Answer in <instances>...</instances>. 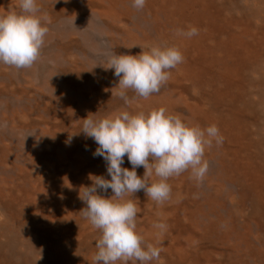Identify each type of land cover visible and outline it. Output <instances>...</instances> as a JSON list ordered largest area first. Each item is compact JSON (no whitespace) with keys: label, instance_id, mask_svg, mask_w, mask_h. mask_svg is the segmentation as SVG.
<instances>
[{"label":"rangeland","instance_id":"374dc122","mask_svg":"<svg viewBox=\"0 0 264 264\" xmlns=\"http://www.w3.org/2000/svg\"><path fill=\"white\" fill-rule=\"evenodd\" d=\"M232 1L235 4H242L244 0ZM258 1L261 2L262 0ZM206 8L205 3L203 6H199L197 1L191 0L188 2L186 9H184V14L190 15L189 19L193 26H198V35H196L195 38H206L207 34L215 36L213 38L214 40H212V49L200 55L199 58L202 62V69L205 71L212 70L217 62H224L227 69L223 78L226 76L228 77L226 87L224 88L226 92L223 91L214 98V100L218 101V106H212L210 103H207V100H202L201 97L204 96V94L196 95L192 87L183 86V83L177 80H168L157 94L159 95L165 92L166 89H170L171 91L183 89L177 96L175 94H170L169 98H167L168 95L166 92L167 96L163 99V101H165L164 103L171 100L173 103L170 101L168 103H171V106L175 104V106L173 108L168 106L169 109L167 110L164 104V109H166L169 114L180 116L182 121L190 127L199 126L203 129L211 125H216L220 134L224 137L222 146L227 143L226 134H234V137L230 135L232 139L231 143H233V146L236 144L238 148L237 139L235 138V130H237L236 125L238 127L242 125L244 121L251 123L252 126L248 127L251 128L245 130L240 136V138H242L240 140L244 145L238 148V154L243 161L250 159L247 158V156L250 154L254 155V152L251 151H256L254 143L256 141H262V147H258V151L261 154L257 152L255 155L256 161L259 160L261 163L250 165L254 169L253 171H256L257 168H261L258 167L259 164L264 165V121L263 117L260 119V112L264 113V108H261L258 104H254L251 108L254 109V112L249 108L248 112H250V114H248L244 108L240 107V102L238 101L240 95L243 96L242 92L240 93V88L242 86L235 87L234 85L242 80L250 79L251 77L248 74L242 75V73L233 76V73L235 71L242 72V67L249 66V64L254 66V64L260 62L261 60L252 59L250 56H258V53H261V51L264 52V48L260 47V39H257V37L252 38L249 32H247L251 29L249 24L235 23V20L226 22L221 19V15L215 4L210 5L208 9ZM196 11L202 13V16L197 14ZM242 13L236 11L235 16H240ZM90 17L93 19L91 24L83 23L82 25H69L64 23V21H59L60 24H57L61 27L69 26L79 30L81 28L82 30L89 31L94 37L96 36L97 39L99 38L96 47L90 51L92 54L88 64L93 65V67H90L88 64L86 66V69L88 72H91V74L89 77L87 76L85 80H80L75 83L71 74L70 78L64 77L62 71L59 73L58 70L54 69L56 77L55 83L52 86L56 88V92L51 96V101L47 98L46 101L42 102L41 106L39 104L37 105L40 110H45L46 108L51 109V114L54 113L55 110H58L59 113L66 114L67 121L65 123L60 121L56 122L57 118H52L55 119L54 121L50 120L51 114L48 115V109L44 116H40L38 113L27 115V109H25L28 105L26 97L21 98L17 95L0 94V135H2L0 136V200L4 201L5 205L0 206V222L7 224L8 221L1 220L5 218L4 211H9V208H11L10 215L13 216L15 220L13 221L14 228L10 227L7 230L0 231L2 233L0 240L6 237H9L11 240L10 244L7 243V246L4 245L3 249H0V264H29V261L34 260L33 254L36 252H31L30 249H26V247L21 244L26 242V240L27 243L30 242L34 247L39 246L37 251L38 254L35 255L34 258H36V261H44L42 260L43 258L47 260V262H42L43 264H93V258L97 252L95 242L99 239L100 232L94 229L79 213L86 207L79 199V190L82 192V187L92 185L93 182L91 178H89L90 176H103L105 179H110V177L107 175L106 162L103 158L93 156L98 145L91 138L86 137L83 132H80L82 126L81 120L86 118L89 114H96V117L100 118L119 110L129 111L130 109L134 110L137 108V112L131 114H137L139 112L147 114L152 110L150 106H148L147 109H142L144 106L137 103L142 98H136L135 93L132 91H129L127 94L131 101V103L127 105L122 99L115 96L114 93L111 96L110 92L111 98L108 99V102L111 100L113 104L112 111L110 107L105 105V98H102V101L97 100L98 98L96 97L98 95L94 94L98 92L96 89L92 91L93 94H90V89L87 91L89 95L82 98L80 97L81 102H86L88 106V108L80 107L82 110L76 107L77 103L75 97L77 94H74V91L70 92V94L66 95L64 98L58 96L61 88L73 89L82 86L87 88L88 85L85 83H91L90 86L94 85V87H98L101 81L109 86H111L110 84L117 83L118 78L113 75V71L104 69L107 68V56L113 51L118 55H137L135 52L138 54L140 53L136 48H128L129 50H127V46L121 44L117 45L115 48L112 47L108 41V38L111 36L109 35L108 37L107 33L103 34V32L101 33V31L97 30V28H95V23L98 22L97 24H99V20L94 17V15H90ZM146 18V22L142 19L138 20L141 29L150 28V23L148 21H150L151 18L149 19V16H146ZM47 19L51 20L50 18ZM131 21L135 22L136 19L131 17L127 23L130 24ZM203 24H205V26L200 27ZM88 25L92 26V28H89ZM204 27H207V29H203ZM50 30L54 32L52 29ZM262 31H264V27ZM152 35L155 36L154 32H152ZM64 43H66V41L61 42L58 45L59 48L62 47ZM50 44L52 45L51 48L53 46L55 48L57 47V45H54L55 42H50ZM90 45L87 44V46L85 45L84 47L90 49ZM48 46V43L45 42L42 49L46 48L47 50ZM127 52L129 54H127ZM131 52L133 53L131 54ZM46 62L49 69L55 67V64L52 63L53 61L47 60L45 64ZM35 65L37 67V62L30 68L16 69L15 67L0 64V78L6 79L4 78L6 76L14 81L12 84H21L23 83L24 75H27L26 72L30 71ZM95 69L98 70L97 73L94 72ZM102 70L104 74H102ZM254 79L255 78L252 77L250 81L257 83ZM0 83L2 82L0 81ZM33 84L39 85V80L36 81L35 78L28 85L32 87ZM227 90L230 91L231 96L228 95ZM251 90L253 89H250L251 98L256 101L257 98H255V93L251 94ZM154 95L156 94H153L149 98L157 99ZM212 95H215V93ZM197 96H200V98L198 99ZM261 96H264V94ZM135 103H137V106H135ZM192 104H194V107ZM251 104L253 103L250 102L249 106H252ZM159 108H163V104L155 109ZM25 116H28V118L22 120ZM254 118H256V120H254ZM55 122L56 125H59L57 128L59 130L56 135L57 142H44L42 140V143H39L35 137L36 129L44 127L50 130ZM23 126H25L26 130L23 129ZM70 137L71 139L69 142ZM213 144L211 148H206L205 150L204 155L207 156L206 160L209 165L208 172L203 181L198 183L196 189L193 191V197L190 195L191 191L188 187H182L184 192H175L173 195H177V197L172 201H168V209L161 210L159 215H155L154 213L164 204L157 205L148 198L143 191L131 197L139 208L136 221L137 232L143 237L145 244H153L162 249L160 259L158 261H153L152 264H233L230 260V256L234 252L236 253L234 249L239 248L238 246L234 245L230 239L223 242L224 239H222V237L218 238V241H213L211 240L213 235L204 236L197 229L202 222L222 221V223H226L229 219H234L232 223L235 225L244 221L250 225V229L253 231L251 240L254 242L256 251L258 250L259 254L257 256L254 251L248 252L247 250L241 252L248 255L249 264H259L261 261L262 264H264V236L256 241L255 235L258 233V235H260L261 232L254 229V221H259L262 226L258 229L262 230L264 234V202H262L263 205L258 203L252 206L250 201L247 200L249 203L245 205L251 211H249V214L244 212L245 216L243 214L241 215V210L239 209L242 207L236 204L239 195L242 193L248 197L255 195L250 190L246 192L243 191L236 183L231 184L227 179L224 180L222 178L221 181L218 179L220 178L219 168L222 165L220 160L224 159V157L221 154V150H218L219 147L216 146L215 143ZM53 145L58 146L57 150L62 151L61 154L58 153V157L56 156L57 153L55 148L51 149ZM22 149L26 150L22 151ZM211 151H213L212 155L209 154ZM49 152L50 155L48 154ZM52 152L56 154L52 155ZM24 153L32 154L31 158L34 161L33 165H36V161L39 163L40 160L42 161L41 165L38 167L32 165L25 167L27 164L25 165V163H23V158L21 157ZM17 154H19V158H16ZM124 159L125 162L122 167L131 170V165H128L127 157ZM68 160L72 161V163L69 166H65ZM137 175L142 177L140 172H137ZM233 176L235 175L233 174ZM151 178L158 179L155 176ZM261 179L264 182V179ZM183 180L182 184H185V181H191V173ZM217 186L219 187L218 191H216ZM26 187L30 188L31 197H26L25 201L21 200V198L19 202L16 198H20L22 194L21 191L23 192L22 197L26 194ZM172 189L174 188L171 186V191ZM260 190L261 189H258L257 191L259 192ZM97 194L109 198L112 192L110 189L107 190V192H100L97 190ZM38 199L39 202H37ZM52 199L56 200L55 205H52ZM209 199L213 200L209 201ZM7 200H9V202ZM217 203H219L218 206ZM39 204L41 205V209L38 208ZM14 205L17 207L15 208ZM213 205L215 207H213ZM192 210H194L195 213ZM230 214L232 218H230ZM24 215L33 218L31 221H24ZM248 221H251V223ZM156 222L166 223L168 229L159 237L157 242H152L149 240L152 234L151 228H153V224ZM222 223L220 224V228L226 231ZM241 227L242 225L234 226L238 232L241 231ZM11 232L18 236H9L12 234ZM22 234L25 238H23L24 236ZM36 234L41 237V240L40 238H36ZM18 239L21 243H17V241H19ZM42 242H45L44 248L46 250L43 248L40 249L42 246L39 244ZM47 243L48 245H46ZM240 248H243V244ZM56 257L61 261L60 263H57ZM129 264H131V262H129Z\"/></svg>","mask_w":264,"mask_h":264},{"label":"bare ground","instance_id":"6f19581e","mask_svg":"<svg viewBox=\"0 0 264 264\" xmlns=\"http://www.w3.org/2000/svg\"><path fill=\"white\" fill-rule=\"evenodd\" d=\"M38 1L39 0H37L38 6L41 9L40 16L42 19V23L44 24V26H46L49 29L45 37V42L48 43L49 46L47 50L46 48L41 49L40 56L38 60L36 61L37 67L35 65L30 71L26 72L27 75H24L23 83L14 85V83L12 84V82L14 81L11 80L9 77L5 76L4 78L6 79L0 78V81L3 83V84L0 83V94H4V95L11 94L13 96L17 95L18 97H21V98L26 97V100L28 103V105L25 108L27 109V115L38 113L40 116H44V114L47 113L48 108H46L45 110L43 109L40 110L37 105L39 104L41 106L42 102L46 101L47 98L51 101L52 100L51 96L54 95L56 92V88L52 86L55 83V77H56L54 69L58 70L59 73L60 71H62V75L64 77L70 78V74H71L73 76V80L75 83L80 80L82 81L85 80L87 76L89 77V75L91 74V72H88V70L86 69V66L90 62V59H91L92 53L90 51L96 47V45L98 44L99 38L97 39L96 36L94 37L89 31L82 30L81 28L79 30L77 28H73L69 26L61 27L58 25L60 24L59 21H64V23L69 24V25H74V24L82 25L83 23L91 24L92 23L91 21L93 19L90 17V15H94V17H96L99 20V24H97L98 22L96 21L97 23H95V28L101 31V33L103 32V34L107 33L108 37L109 35L111 36L110 38H108V41L114 48L120 44L123 46H127V50L131 48L133 49L136 48L140 52H141V49H146L147 46H152V45H164L167 47L178 48L184 57V61L183 63L179 64L175 69L171 70V76L169 80L170 81L177 80V81L182 82L183 86H188L190 88L192 87L193 92L196 95L204 94V96L201 97L202 100H207V103H210V105L218 106L217 105L218 101L214 100V98L221 92L223 91L226 92L224 88L226 87V81L228 77L226 76L225 78H223V75L227 69L224 62H217L212 70L205 71L202 69V66H201L202 62L200 61V58H199L200 55H203L206 53V51L212 49V40H214L213 38L215 36L207 34L206 38L199 37V39H197L195 38V36L192 38H186V37L177 35L178 29H183L187 31L191 27H195V28L198 27V26H193L191 24L190 19H189L190 15L184 14V9H186L188 2L191 0H147L145 7L140 10L132 6V0H40L39 2ZM193 1H197L199 3V6H203L205 3L207 7L206 9H208L210 5H214V4L217 5V9H218L219 14L221 15V19L225 20L226 22L235 20V23L249 24L251 29L250 31H247V32H249L252 38L257 37V39H260L259 41L260 47L264 48V31H262V28L264 27V0H262L261 2H259L258 0H252V1L244 0L242 4H235L232 0H193ZM13 10L19 12L18 0H0V15H6L12 12ZM236 11L238 13L239 12L242 13L243 11L244 12L240 14V16H235ZM196 13L202 16V13L198 11H196ZM146 16H149V19L151 18V20L148 21L150 23V26H149L150 28L141 29L139 27L138 20L142 19L144 22H146L147 21ZM131 17H134L136 21L135 22L131 21L130 24H128L127 22L129 21V18ZM47 18H50L51 20H48ZM203 26H205V24L201 25L200 27H203ZM88 27L92 28V26H89V25ZM50 29H52L54 32H51ZM203 29H207V27L206 28L204 27ZM152 32H154L155 36L152 35ZM63 41H66V43H64V45L59 48L58 45ZM50 42H55L54 45H57V47L55 48L53 46L51 48L52 45L50 44ZM87 44L89 45L91 44L89 46L90 49H88L87 47H84L85 45L87 46ZM132 53L133 52H131V54ZM135 53L138 55L137 52ZM127 54L129 53L127 52ZM257 55L258 56L256 57L254 56H250V57L252 59L261 60L260 62H257L256 64H254V66H252V64H249V66L242 67V72L235 71L233 73V76L240 74V73H242V75L248 74L251 78L252 77L255 78L254 80L257 82L255 83V82L250 81L251 79L250 78V79H245L244 81L242 80L239 83L234 85L235 87L242 86L240 88V93L242 92L243 96L240 95L238 102H240V107L244 108L248 114H250V112H248L249 108L252 112H254V109H251L254 106V104L255 105L258 104V106H260L261 108H264V96H261L262 94H264V52L261 51V53H258ZM47 60L53 61L52 63L55 64V67L53 69H49V67L47 66V62L45 64V61ZM89 66L93 67V65H89ZM58 68L61 70H59ZM97 71L98 70L95 69L94 72L97 73ZM101 72L102 74H104L103 70ZM35 78H36V81L39 80V85L33 84V86L30 87L28 84L32 82V80ZM96 82H93V83H96ZM85 84H87L88 87L90 88L88 87L84 88L82 84H81L82 87H76L73 89L61 88L60 89L61 91H59L58 96L60 98H64L66 95L70 94V92L74 91L75 92L74 94H77L75 97V101L77 103L76 107L77 109L82 110L80 109V107L88 108V106L86 102H81V98L89 95V93L87 92L88 90L91 89L89 92H91L90 94H93L92 91L96 89L98 92L94 94L98 95L96 97L98 98L97 100L102 101V98H105L104 100L105 105L110 107L111 111L113 110V104L111 103V100L108 102V99L111 98L110 92L115 93L116 89H114L113 87H115L117 83L110 84L111 86H109L103 83V81H101L99 82L98 87H94V85L90 86L91 83H85ZM250 89H253L251 90V94L255 93V98H257L256 101L252 100L253 98H251ZM182 90L171 91L170 89H166L165 92H162L159 95L158 94L154 95L157 99H154V98L141 99L137 103L141 104V106H144L142 107V109H147L148 106H150L152 110H154L155 108H158L160 105L163 104V108L166 105V108L168 110L169 107L171 106V103L173 102L169 100L171 103H168L169 101L167 103H164L165 101H163V99L167 95H168L167 98H169L170 94H175L177 96V94H180ZM166 92H167V95H166ZM213 93H215V95H212ZM227 93L229 96H231V93L229 90H227ZM197 98L199 99L200 96H197ZM250 102L253 103L251 104L252 106H249ZM137 103H135V106H137ZM192 105L194 107V104ZM174 106L175 104H172L171 107L173 108ZM130 110H129L130 113L137 112V108H135L134 110L133 109H130ZM51 112H52L51 109H48V115H50ZM261 117H263V121H264V113L262 112H260V119ZM26 118H28V116H25L24 118H22V120ZM52 118H57L56 122L60 121L62 123H65L67 121V115L64 113H59L58 110H55V112L52 113L50 116V120L54 121L55 119H52ZM254 120H256V118H254ZM202 121L204 122L203 119ZM56 122L55 124L53 123V127H51L50 130L45 129L44 127L43 128L39 127L36 129L37 131H36L35 137L39 143H42V140L44 142H48V141L57 142L56 135H57V131L59 130L57 129L59 125H56ZM244 124H247V125H244ZM249 126H252V124L246 121H244L243 124L238 127L236 125L237 130H235V138L237 139L238 148L244 145V143L240 140L242 139L240 138V136L245 130L251 128V127L248 128ZM23 129L26 130L25 126H23ZM226 135H227L226 136L227 143L224 144L223 146H218L219 147L218 150H221V154L224 157V159L220 160L222 165L219 168L220 178L218 179H220L221 181V179L223 178L224 180L227 179V181H229L231 184L236 183V185L239 186L240 189H243V191L246 192L247 190H250L256 196L255 197L251 195L252 197H248L244 193L240 195L237 194L239 195V197H238V202H236V204L242 207L239 210H241L240 211L241 215L243 214L245 216L244 212H247L249 214V211H251L245 205L246 203H249L250 201L252 206H254L255 204H258V203L263 205L262 202H264V187H263L264 182L261 179V178L264 179V167H263L264 165L259 164L258 167H261V168H257L256 171H253L254 169L250 166L254 163H261L259 162V160L256 161L255 155L257 154V152L261 154L258 151V147H262V141L260 142L256 141L254 143L256 151H251V152H254V155L252 154L248 155L247 158H250V159L243 161L241 160V157L238 154L239 149L236 147V144L235 146H233V143H231V140H232L231 136L234 137V134H226ZM53 148H55L57 154L52 152V155L56 154V156L58 157V153L61 154L62 151L57 150L58 146L53 145L51 149ZM15 149H19V148H15ZM24 150L26 149H22V151ZM48 154L50 155V152ZM209 154L212 155L213 151H211ZM31 156H32L31 153H24L21 156L23 158V163H25V165L27 164L25 167H28L31 165L35 167L40 166L42 161L40 160L39 163L38 161H36V165H33L34 161L31 158ZM206 157L207 156L204 155V159H206ZM16 158H19V154H17ZM71 163L72 161L68 160V162L65 163V166H69ZM136 171L140 172V174L143 176L144 174L143 167L137 168ZM190 173L191 172L189 170L188 172H184L179 176H173L168 179L167 183H169V185L174 188L171 191V198L168 201H172L174 198L177 197V195H173L175 192L180 191V193H183L184 190L182 187H188L189 190L191 191L190 195L193 194V191L196 189L198 185V182L196 180L192 179L191 181L189 182L185 181V184H182V182L184 181L183 179H186ZM233 174L235 176H233ZM156 180L157 179L150 178L149 183L151 184V182H155ZM218 188L219 187L217 186L216 191L219 190ZM258 189H261V190L258 192L257 191ZM21 193L22 194L20 195V198L19 197L16 198L19 202L21 198H22L21 200L25 201L26 197L27 198L31 197L29 187H26V194L23 197H22L23 192L21 191ZM212 200L209 199V201H212ZM7 201L9 202V200ZM168 201H166L164 205L159 210H157L154 214L159 215L161 213V210H167L168 204H169ZM37 202H39V199L37 200ZM16 204H19V203H16ZM55 204H56V200L52 199V205H55ZM218 205L219 203H217V206ZM0 206H5L4 201L0 200ZM14 207L16 208L17 206L14 205ZM213 207L215 206L213 205ZM38 208L41 209L40 204ZM10 210L11 208H9V211H6V210L4 211L5 218H3L1 221H8V222L7 224L4 222H0V231L7 230L10 227L14 228L13 221L15 220H14V217L10 215ZM192 211L195 213L194 210ZM32 218L33 217H27L24 215V221H31ZM230 218H232L231 214H230ZM232 221H234V219H229L226 223L225 222L222 223V221L202 222L200 223V227L198 226L197 229L204 236L213 235V238L211 239L213 241H218V238H221V237L222 239H224L223 242L225 240L230 239L234 243V245L239 247V248L234 249L236 253L234 252L230 256L231 262L233 264H249L248 255L243 254L241 251L243 250H247L248 252L254 251L255 254L258 256L259 251L258 250L256 251V248H255L256 246L254 242L251 240V237H253L251 236L253 231H251L250 225L246 221L240 222L237 225L233 224ZM248 222L251 223V221H248ZM221 223L226 228V231L221 230L220 228ZM240 225H242L241 231L238 232L234 228V226H240ZM261 226L262 225L260 224L259 221H254V229L261 232L260 235H258L259 233L255 235L256 241H258L262 236H264L263 231L258 229ZM157 231L158 230L151 228L152 234L149 239L150 241L157 242L159 240V238L156 235ZM1 235L2 233L0 232V236ZM9 236L16 237L18 235H14L12 233ZM35 236L36 238H40L41 240L40 236H38L37 234ZM23 238H25V236ZM10 242L11 240L9 237L8 238L6 237L5 239L0 240V249H3V246L6 245L7 243L10 244ZM18 242H20V240L17 241V243ZM21 244H23L26 247V249H30L31 252L33 253L36 252L33 254L34 260L29 261V264H43L42 262L44 261L47 262V260H45L44 258L42 259L44 261L35 260L36 258L34 257L35 255L38 254L37 251H38L39 246H35L36 247L35 248L30 242L27 243V240L26 242H23ZM242 244H243V248H240L242 247ZM39 245L42 246L40 247V249L42 248L45 249L44 248L45 242H42ZM46 245H48V243ZM56 261L57 263L61 262L57 257H56ZM21 264H24V263H21ZM259 264H262V261Z\"/></svg>","mask_w":264,"mask_h":264},{"label":"clouds","instance_id":"9594fccd","mask_svg":"<svg viewBox=\"0 0 264 264\" xmlns=\"http://www.w3.org/2000/svg\"><path fill=\"white\" fill-rule=\"evenodd\" d=\"M146 2L132 0V6L140 10ZM18 7L19 12L0 15V64L24 69L38 60L49 29L42 23L37 0H18ZM177 35L192 38L198 35V29H178ZM183 61L178 48L152 45L141 49L138 55H118L113 51L107 56L104 69L112 70L118 78L114 95L127 105L131 103L129 91L142 99L159 93L170 79L171 70ZM81 121L80 132L98 145L93 156L103 158L110 177L90 176L92 185L79 190V199L86 205L79 213L100 232L93 264L158 261L162 249L145 244L137 232L139 208L131 197L143 191L157 205H162L171 198L168 179L189 170L192 179L202 182L209 168L205 150L213 143L222 146L224 137L216 125L203 129L190 127L180 116L169 114L164 108L147 114L120 110L100 118L89 114ZM125 157L131 170L122 167ZM140 167L144 169L142 177L136 171ZM153 176L158 179L150 184ZM109 189L112 192L109 198L97 194V190ZM153 228L158 230L159 238L168 225L156 222Z\"/></svg>","mask_w":264,"mask_h":264}]
</instances>
